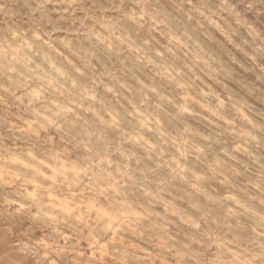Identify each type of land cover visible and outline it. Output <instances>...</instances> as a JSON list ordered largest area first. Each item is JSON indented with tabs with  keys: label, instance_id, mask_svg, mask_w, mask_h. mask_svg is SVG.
<instances>
[{
	"label": "clouds",
	"instance_id": "obj_1",
	"mask_svg": "<svg viewBox=\"0 0 264 264\" xmlns=\"http://www.w3.org/2000/svg\"><path fill=\"white\" fill-rule=\"evenodd\" d=\"M0 264H264V0H0Z\"/></svg>",
	"mask_w": 264,
	"mask_h": 264
}]
</instances>
